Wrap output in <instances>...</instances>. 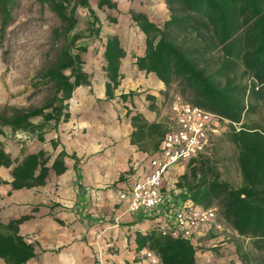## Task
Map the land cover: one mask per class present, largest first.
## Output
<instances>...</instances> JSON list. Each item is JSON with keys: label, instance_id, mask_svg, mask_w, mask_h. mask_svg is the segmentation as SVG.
Wrapping results in <instances>:
<instances>
[{"label": "trees", "instance_id": "16d2710c", "mask_svg": "<svg viewBox=\"0 0 264 264\" xmlns=\"http://www.w3.org/2000/svg\"><path fill=\"white\" fill-rule=\"evenodd\" d=\"M38 1L49 6L60 21V27L53 31L58 46L56 59L40 75L52 87V95L41 107L13 108L1 113L0 133L5 127L13 133H41L47 123L68 122L74 92L90 85L82 57L87 47L78 43L98 38L101 33L91 0ZM165 4L170 16L161 26L143 13L131 12L135 26L145 35V52L135 65L138 71L154 74L164 84L162 96H168L174 88L175 95L188 104L230 122L227 138L238 150L243 177L242 186L234 189L221 180L209 160L194 159L175 185L172 199L166 201H190L204 209L217 205L220 218L240 238L249 240L255 252L264 255V128L245 123L264 107V0H165ZM17 6L18 0H0L2 33L12 23ZM79 8L92 19L87 37L75 33ZM98 8L116 10L117 3L99 0ZM103 46L106 98L112 101L123 79L121 62L127 54L116 36L108 37ZM134 97L131 92L119 100L132 103ZM147 100L152 102L150 108L157 110V99L148 95ZM126 117L134 128L131 143L141 151L151 148L157 153L166 136V126L162 122L150 123L130 109ZM35 119L42 123L35 124ZM38 138L43 140L40 134ZM53 146L56 148L57 143L53 142ZM66 157V153H60L49 166L52 156L43 150L19 161L0 146V169L12 167L13 190L39 188L46 185L51 170L57 175L66 171ZM23 220L8 225L0 221V259L7 264H25L35 256L33 248L18 235ZM136 240L139 250L154 253L161 264H197V248L181 237L154 230L138 234ZM237 255L242 264H248L242 245L237 247Z\"/></svg>", "mask_w": 264, "mask_h": 264}, {"label": "crops", "instance_id": "0c3cea01", "mask_svg": "<svg viewBox=\"0 0 264 264\" xmlns=\"http://www.w3.org/2000/svg\"><path fill=\"white\" fill-rule=\"evenodd\" d=\"M124 1L117 9L123 12L126 28L111 35L118 37L127 54L121 62L123 79L116 99L107 101L105 71L83 59L90 85L74 92L68 122L47 123L41 133H0V146L13 160L43 150L52 156L51 166L60 153L68 156L66 171L57 175L51 170L46 185L39 188L13 190L12 167L0 169V221L8 225L24 219L18 235L35 255L25 264H153L145 256L148 250L138 249L137 235L172 227L174 212L182 204L168 201L185 167H176L165 176L163 191L168 201L155 212L132 213L119 201L126 185L149 173L156 154L131 143L134 128L126 117L127 109L141 113L150 123L169 126L168 111L158 117L149 106L147 96L157 99L165 86L154 74L138 71L135 63L144 55L145 35L131 18V12L143 13L161 26L169 19V11L165 0ZM134 91L144 94L132 103L119 100ZM196 259L200 264L198 252ZM0 264L7 263L0 259ZM157 264H161L159 259Z\"/></svg>", "mask_w": 264, "mask_h": 264}, {"label": "rangeland", "instance_id": "374dc122", "mask_svg": "<svg viewBox=\"0 0 264 264\" xmlns=\"http://www.w3.org/2000/svg\"><path fill=\"white\" fill-rule=\"evenodd\" d=\"M112 1L117 4L125 2L124 0ZM98 2L99 0H91V5L101 23V33L98 38H86L78 45L87 47V52L82 56L87 63L92 62L93 65L103 69L104 42L112 34L123 32L126 23L123 12L118 9H99ZM76 17L79 24L75 33L87 37L88 28L92 22L91 17L81 8L77 9ZM112 19H116V22L113 23ZM58 27H60V21L49 6L41 5L38 0H18L12 23L5 33L0 31V114L13 108L41 107L51 97L52 87L46 84L40 75L56 59L58 46L55 43L53 31ZM127 43H125L126 46ZM96 71L95 75H99L100 70ZM134 93L135 97L144 94L137 91ZM175 93L173 88L168 96L161 94L154 102L158 117H164ZM151 104L150 101L149 106ZM34 121L40 123L41 119ZM245 123L249 126L260 125L264 128V107H261L256 115L248 117ZM229 131L222 134L196 159L209 160L219 172L221 180L227 182L232 188L238 189L243 184V177L238 162V150L227 138ZM1 133L13 132L5 127ZM189 164L185 167V173ZM214 208L218 209L217 205ZM239 245L245 248L248 264H264V255L255 252L249 240L240 238L218 213L210 230L196 243L198 257L202 259L200 264H242L237 255Z\"/></svg>", "mask_w": 264, "mask_h": 264}, {"label": "built area", "instance_id": "2783aa9c", "mask_svg": "<svg viewBox=\"0 0 264 264\" xmlns=\"http://www.w3.org/2000/svg\"><path fill=\"white\" fill-rule=\"evenodd\" d=\"M168 119L166 136L149 163V173L143 179L126 185L119 195V201L127 204L129 212H155L164 206L167 197L163 181L168 172L176 167L188 166L230 130L228 120L188 104L180 95L172 98ZM217 215V208L204 209L190 201L185 202L174 212V225L160 230L175 238L191 241L196 247L197 241L210 230ZM145 256L153 264L158 263L154 253L148 251Z\"/></svg>", "mask_w": 264, "mask_h": 264}]
</instances>
